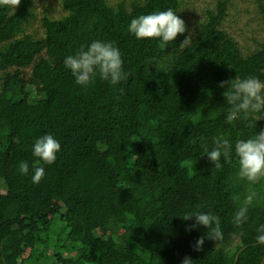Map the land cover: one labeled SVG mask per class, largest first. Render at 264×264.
Masks as SVG:
<instances>
[{
    "label": "trees",
    "instance_id": "16d2710c",
    "mask_svg": "<svg viewBox=\"0 0 264 264\" xmlns=\"http://www.w3.org/2000/svg\"><path fill=\"white\" fill-rule=\"evenodd\" d=\"M66 15L44 16L43 34L31 33L33 0H0V264H264L255 241L264 224L262 197L243 226L232 214L246 187L235 160L217 171L207 159L218 135L233 140L256 126L226 122L221 82L255 75L264 80V39L245 55L221 25L228 0L187 48L138 41L131 19L172 8L182 0H61ZM262 14L264 6L258 0ZM188 28V27H187ZM190 34L189 29L188 33ZM121 49L127 80L76 85L64 58L95 39ZM264 129V120L257 130ZM52 133L57 161L39 185L18 172L35 161L31 146ZM200 205L221 219L223 239L193 243L183 214Z\"/></svg>",
    "mask_w": 264,
    "mask_h": 264
},
{
    "label": "clouds",
    "instance_id": "9594fccd",
    "mask_svg": "<svg viewBox=\"0 0 264 264\" xmlns=\"http://www.w3.org/2000/svg\"><path fill=\"white\" fill-rule=\"evenodd\" d=\"M127 31L138 41L156 40L165 48L175 45L178 37L184 36L178 45L181 52L192 42V35H185L188 33L186 22L172 8L132 18ZM63 63L76 85L82 88L91 87L97 79L115 87L130 75L125 70L122 52L116 43L99 38L82 45L74 54L67 55ZM220 87L225 89L223 96L229 106L226 122L233 124L237 119H242L248 121L250 127L256 126L253 134L237 136L234 140L223 134L216 136L214 147L208 150L204 146L206 155H202L217 171L222 170L224 164L231 165L235 160L236 178L246 187L243 204L232 214V223L240 227L248 222L250 207L262 199L254 186L264 184V129L257 130V122L264 120V80L255 75L244 78L238 75L234 80L221 82ZM31 152L35 158L31 167L28 161H21L17 170L23 176L30 175L31 182L39 185L46 175L45 167L40 165H52L57 161L61 143L55 135L47 133L35 139ZM182 219L193 221L185 226L188 233L200 228L207 229L195 239L193 251H202L206 239L215 242L223 239L220 217L205 211L200 205L185 212ZM256 232V243L264 245V224H260ZM194 262L191 256H186L181 264Z\"/></svg>",
    "mask_w": 264,
    "mask_h": 264
},
{
    "label": "rangeland",
    "instance_id": "374dc122",
    "mask_svg": "<svg viewBox=\"0 0 264 264\" xmlns=\"http://www.w3.org/2000/svg\"><path fill=\"white\" fill-rule=\"evenodd\" d=\"M33 1L36 20L32 24L31 33H37L39 36L43 34L41 19L44 16L59 19L66 15L61 0ZM121 1L123 0H109L112 6ZM126 1L130 3L134 0ZM221 1L224 0H182L177 15L186 22L193 39L198 34L200 25L207 21L208 12H215ZM259 5L258 0H228L227 15L221 25L222 29L238 42L245 55L256 51L259 48L257 41L264 39V15Z\"/></svg>",
    "mask_w": 264,
    "mask_h": 264
}]
</instances>
